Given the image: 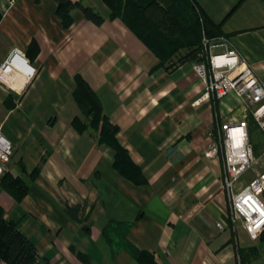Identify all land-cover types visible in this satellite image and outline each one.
<instances>
[{
	"label": "crops",
	"instance_id": "0c3cea01",
	"mask_svg": "<svg viewBox=\"0 0 264 264\" xmlns=\"http://www.w3.org/2000/svg\"><path fill=\"white\" fill-rule=\"evenodd\" d=\"M71 1L64 26L56 0H0V65L17 47L36 68L26 81L0 66L1 131L13 114L16 123L4 134L13 144L7 171L23 169L28 185L19 201L0 185V206L34 245L37 264H87L77 251L88 264H143L127 243L155 264H264V230L250 237L241 219L230 220L222 154H203L208 130L246 120L264 163V133L246 105L232 93L202 98L186 49L160 65L103 0ZM193 1L264 82V0ZM82 6L103 19L86 17ZM76 73L118 126L143 182L114 167L113 149L91 128L72 126L83 118L71 94ZM260 171L249 168L243 183Z\"/></svg>",
	"mask_w": 264,
	"mask_h": 264
},
{
	"label": "trees",
	"instance_id": "16d2710c",
	"mask_svg": "<svg viewBox=\"0 0 264 264\" xmlns=\"http://www.w3.org/2000/svg\"><path fill=\"white\" fill-rule=\"evenodd\" d=\"M103 1L109 9V17H119L159 58L160 65L167 62L181 48L187 51L184 58L193 60L199 51L203 35L208 38L222 35L219 25L213 23L193 0ZM56 2L57 14L62 18L63 25L67 26L71 22L70 9L77 5V2ZM82 10L86 17L94 19L97 23L103 19L90 7L82 6ZM71 94L83 116H74L71 120L72 126L79 131L87 126L91 128L97 134L98 143L113 149L114 167L131 180L143 182L140 168L117 140L118 126L103 112L98 96L79 73L74 75ZM36 171L37 168H34L29 175L34 176ZM23 173V169L19 170V175L5 171L0 177L1 187L17 201L23 197L28 187ZM127 249L139 262L155 264L149 252L139 250L128 243ZM77 256L83 262L89 263L87 254L77 251ZM0 257L8 264H33L37 257L34 245L16 227L15 222L5 218L1 206Z\"/></svg>",
	"mask_w": 264,
	"mask_h": 264
},
{
	"label": "built area",
	"instance_id": "2783aa9c",
	"mask_svg": "<svg viewBox=\"0 0 264 264\" xmlns=\"http://www.w3.org/2000/svg\"><path fill=\"white\" fill-rule=\"evenodd\" d=\"M0 66H7L27 81L35 73L24 53L14 47ZM193 71L204 83L202 98L220 99L230 93L246 105V111L264 133V82L252 65L241 56L223 35L202 36L196 58L191 61ZM247 115V116H248ZM247 118V117H246ZM206 157L222 154L224 161L222 185L228 193L230 220L241 219L250 237L264 230V169L245 183L237 185L243 174L256 161L247 132V121H226L208 130ZM13 153L12 142L4 136L0 123V177L8 170ZM264 154V151H263ZM223 228L222 222H217ZM38 255L33 264L38 263ZM0 264H8L0 257Z\"/></svg>",
	"mask_w": 264,
	"mask_h": 264
},
{
	"label": "rangeland",
	"instance_id": "374dc122",
	"mask_svg": "<svg viewBox=\"0 0 264 264\" xmlns=\"http://www.w3.org/2000/svg\"><path fill=\"white\" fill-rule=\"evenodd\" d=\"M1 108L2 107H0V116L2 117L4 114V110H2ZM14 115L15 114L11 115L8 119H4V121L2 122V133L3 134H6L8 129H10V128L14 129V126L16 125V123H13L14 122V120H13ZM256 159H258L257 163H255V164L253 163L252 166L250 167V169L252 168L253 172L260 171L264 167L263 159L259 158L258 156L256 157ZM7 167H9V163L7 164ZM13 175H17V174L14 173ZM241 183H243V178L240 179V181L238 182L237 185H240Z\"/></svg>",
	"mask_w": 264,
	"mask_h": 264
}]
</instances>
